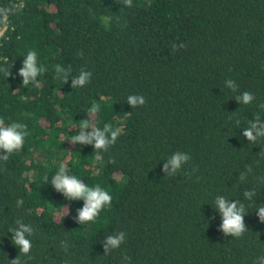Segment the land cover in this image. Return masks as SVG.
I'll return each mask as SVG.
<instances>
[{"label": "trees", "instance_id": "16d2710c", "mask_svg": "<svg viewBox=\"0 0 264 264\" xmlns=\"http://www.w3.org/2000/svg\"><path fill=\"white\" fill-rule=\"evenodd\" d=\"M132 3L0 0V118L29 132L0 159V264H264V0ZM30 50L44 71L25 86ZM85 119L84 132L121 134L106 149L73 142ZM177 153L189 159L173 170ZM61 163L112 195L95 223L52 184ZM220 197L244 206L240 237L223 231ZM21 223L27 254L12 242Z\"/></svg>", "mask_w": 264, "mask_h": 264}, {"label": "clouds", "instance_id": "9594fccd", "mask_svg": "<svg viewBox=\"0 0 264 264\" xmlns=\"http://www.w3.org/2000/svg\"><path fill=\"white\" fill-rule=\"evenodd\" d=\"M127 7L131 8L133 6L132 0H125ZM175 48V45H173ZM0 71L4 72L5 76L10 73L6 68H0ZM44 71L43 67L37 66V53L34 50L28 51L26 59L23 61V67L19 69L20 75L24 78L23 84L27 86L30 79L32 81L36 80V77ZM57 73L62 70L57 66ZM91 73L88 71H81L79 77L73 81V86L80 85L83 86L88 83ZM231 83V82H230ZM36 87H40L39 82H36ZM253 96L249 92H245L242 96L244 103H248L252 100ZM238 99H241L238 97ZM129 103L133 106L137 104L143 105L145 103L142 96H130L128 97ZM100 110V105L98 103H92V107L89 110L92 113L98 112ZM81 132L78 135L72 136L73 142L81 143H93L96 149H106L111 143H114L116 138L121 134V129L119 127H113L110 123H105L103 129L99 127L92 128L90 132H84L83 129L91 127L90 121L85 119L80 122ZM256 124L253 123L251 128L245 129L244 135L248 137L249 140L255 141L256 137L253 135V129H255ZM29 135L27 131V125L20 124L17 122H12L5 125V120L0 118V149L4 150L7 154L0 157V159L7 161L11 154L19 152L22 150L25 137ZM109 135L111 139H109ZM259 135L264 136V130L259 131ZM99 159V157H97ZM189 157L180 153L172 156L169 161L172 165L173 170L180 167L182 161L188 160ZM168 165H165L167 169ZM58 172L52 180L57 191L62 192L69 200L76 198H84L85 204L81 210H79V221L82 223L91 222L95 223L97 217L100 215L102 209L106 206H110L112 202V195L108 190L101 187L99 184L95 186H89L81 179L75 175H70L68 173L67 164L61 163L58 168ZM47 177H45V180ZM245 196L250 197L251 193L246 192ZM17 206L21 204V200H17ZM217 206L223 215L222 228L225 233H231L237 237H240L245 231V225L243 222V211L244 206L240 205L238 207L237 203H229L225 198L220 197L216 201ZM67 211L62 215H66ZM259 215L261 220H264V207L259 208ZM17 223H20L19 220ZM15 232L13 237V243L20 246V251L23 254L29 253L32 245L31 242L25 238V233H31L32 228L25 224H20L19 229H12ZM124 234L121 233L117 237H109L108 244L112 248H116L120 245ZM264 259V258H262ZM10 264H20V259L11 260Z\"/></svg>", "mask_w": 264, "mask_h": 264}, {"label": "built area", "instance_id": "2783aa9c", "mask_svg": "<svg viewBox=\"0 0 264 264\" xmlns=\"http://www.w3.org/2000/svg\"><path fill=\"white\" fill-rule=\"evenodd\" d=\"M2 34V32H0V35Z\"/></svg>", "mask_w": 264, "mask_h": 264}]
</instances>
